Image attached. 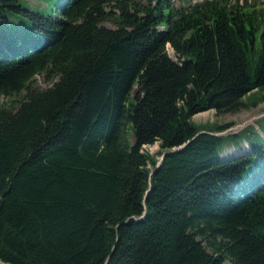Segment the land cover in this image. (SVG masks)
<instances>
[{"label":"trees","instance_id":"obj_1","mask_svg":"<svg viewBox=\"0 0 264 264\" xmlns=\"http://www.w3.org/2000/svg\"><path fill=\"white\" fill-rule=\"evenodd\" d=\"M22 90L0 107V264H264V116L193 120L264 101V7L0 0V96Z\"/></svg>","mask_w":264,"mask_h":264},{"label":"rangeland","instance_id":"obj_2","mask_svg":"<svg viewBox=\"0 0 264 264\" xmlns=\"http://www.w3.org/2000/svg\"><path fill=\"white\" fill-rule=\"evenodd\" d=\"M55 0H20V3L34 11H40L44 8L49 10L51 7L54 6ZM153 1V0H151ZM178 2H183V0H177ZM191 1H202V0H191ZM242 4H246V1L255 6V7H264V0H239ZM108 26H111V23H106ZM170 54L174 57L173 51L170 49ZM175 58V57H174ZM56 80H50L45 77L44 74H39L35 77V85L39 88H48L50 87ZM26 94V90H22L19 93L13 94L11 97L8 96H0V107L4 104H11V100H21L24 98ZM264 116V101L258 104V106L251 108L249 110H242L237 113H227V114H220L218 115L215 110H206L203 112H200L193 116V120L198 124H205L209 122H219L220 124L225 123H232L231 124V131L237 132L249 125L255 126L257 121ZM234 127H237L233 129ZM159 145L155 144L152 146H147L146 149L151 154H156L159 150ZM230 151H232L233 154H241L242 152L248 151L249 145L247 142H243L240 149L234 150V148L231 146ZM162 156V155H161ZM161 156H158L160 158Z\"/></svg>","mask_w":264,"mask_h":264},{"label":"water","instance_id":"obj_3","mask_svg":"<svg viewBox=\"0 0 264 264\" xmlns=\"http://www.w3.org/2000/svg\"><path fill=\"white\" fill-rule=\"evenodd\" d=\"M148 1H151V0H148ZM237 127H234L233 129H235ZM232 130V128H229L227 129L226 131L224 132H216V133H211L213 135H224V134H227L229 133L230 131ZM185 145H182L180 147H177V148H174L172 150H169V151H165L162 156L160 158H158V163H157V167L160 166L162 164V162L165 160V158L170 155V154H173V153H176L178 151H180ZM155 171L152 172V174H154ZM0 263H2V261H0Z\"/></svg>","mask_w":264,"mask_h":264}]
</instances>
